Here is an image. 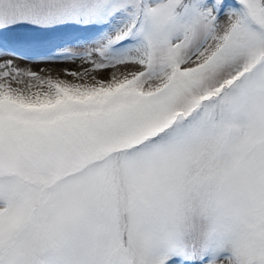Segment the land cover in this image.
<instances>
[{
	"label": "snow or ice",
	"instance_id": "snow-or-ice-1",
	"mask_svg": "<svg viewBox=\"0 0 264 264\" xmlns=\"http://www.w3.org/2000/svg\"><path fill=\"white\" fill-rule=\"evenodd\" d=\"M0 264H264V0H0Z\"/></svg>",
	"mask_w": 264,
	"mask_h": 264
},
{
	"label": "rangeland",
	"instance_id": "rangeland-1",
	"mask_svg": "<svg viewBox=\"0 0 264 264\" xmlns=\"http://www.w3.org/2000/svg\"><path fill=\"white\" fill-rule=\"evenodd\" d=\"M21 66H26L25 65V62H23V61H19L18 62ZM63 66H66V67H72L73 65H63ZM52 67H54V66H45V65H39V66H36V67H34V70H39V68H46V72L44 73V74H47V70L48 69H51ZM52 75H55L56 73H55V71H52V73H51Z\"/></svg>",
	"mask_w": 264,
	"mask_h": 264
}]
</instances>
